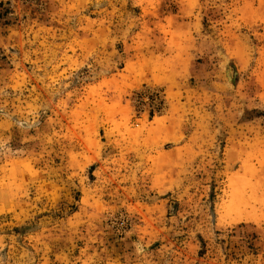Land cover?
<instances>
[{
	"label": "rangeland",
	"instance_id": "374dc122",
	"mask_svg": "<svg viewBox=\"0 0 264 264\" xmlns=\"http://www.w3.org/2000/svg\"><path fill=\"white\" fill-rule=\"evenodd\" d=\"M0 264H264V0H13Z\"/></svg>",
	"mask_w": 264,
	"mask_h": 264
},
{
	"label": "built area",
	"instance_id": "2783aa9c",
	"mask_svg": "<svg viewBox=\"0 0 264 264\" xmlns=\"http://www.w3.org/2000/svg\"><path fill=\"white\" fill-rule=\"evenodd\" d=\"M13 0H0V17L3 16L12 4Z\"/></svg>",
	"mask_w": 264,
	"mask_h": 264
}]
</instances>
